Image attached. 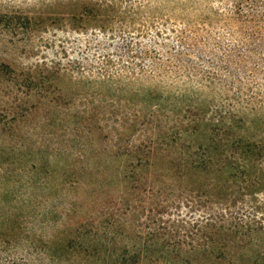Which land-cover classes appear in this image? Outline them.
Wrapping results in <instances>:
<instances>
[{
	"label": "rangeland",
	"instance_id": "obj_1",
	"mask_svg": "<svg viewBox=\"0 0 264 264\" xmlns=\"http://www.w3.org/2000/svg\"><path fill=\"white\" fill-rule=\"evenodd\" d=\"M149 96L264 109V0H0V202L23 145L26 167L41 150L72 166L39 197L55 212L45 234L94 216L106 162L149 136Z\"/></svg>",
	"mask_w": 264,
	"mask_h": 264
},
{
	"label": "trees",
	"instance_id": "obj_2",
	"mask_svg": "<svg viewBox=\"0 0 264 264\" xmlns=\"http://www.w3.org/2000/svg\"><path fill=\"white\" fill-rule=\"evenodd\" d=\"M50 70L49 86L67 72ZM149 97L139 128L149 136L106 162L87 201L95 215L51 235L55 212L39 197L72 166L41 150L26 167L20 145L14 187L1 195L0 264H264V109Z\"/></svg>",
	"mask_w": 264,
	"mask_h": 264
}]
</instances>
